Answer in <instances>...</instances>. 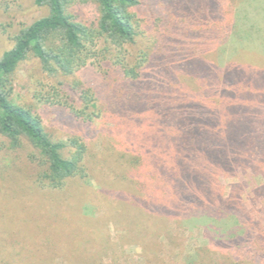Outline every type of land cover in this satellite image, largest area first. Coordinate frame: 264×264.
<instances>
[{"label":"rangeland","instance_id":"rangeland-1","mask_svg":"<svg viewBox=\"0 0 264 264\" xmlns=\"http://www.w3.org/2000/svg\"><path fill=\"white\" fill-rule=\"evenodd\" d=\"M132 11L134 42L94 40L73 74L49 77L32 56L14 71L16 103L53 139L85 146L86 177L52 187L38 149L0 134V264H264V0H140ZM68 12L90 27L99 15L92 2ZM46 13L0 0V55ZM143 53L128 81L118 66ZM83 90L96 98L90 120ZM215 127L223 146L244 135L255 155L214 152Z\"/></svg>","mask_w":264,"mask_h":264},{"label":"trees","instance_id":"trees-1","mask_svg":"<svg viewBox=\"0 0 264 264\" xmlns=\"http://www.w3.org/2000/svg\"><path fill=\"white\" fill-rule=\"evenodd\" d=\"M33 1L37 7H45L47 13L19 28L12 35V46L0 55V134L8 137L12 142L18 141L21 137L27 138L38 149L45 161L46 170L42 175L43 178L49 185L58 188L67 178L86 177L82 164L85 146L75 138L65 141L53 139L45 131L38 115L31 108L20 105L13 99L12 75L20 63L32 56L38 60L40 69L47 76H69L84 63L94 40L103 39L117 47L134 42L138 32L132 9L140 4V0ZM88 2L95 3L99 12L94 27L76 20L68 12V8L73 4ZM190 19L192 18L188 17L186 21L190 22ZM151 55L143 53L132 67L119 65L118 68L128 81L135 82L140 75V70L152 57ZM75 84L79 83L75 81ZM90 90H83L79 95L83 104L79 113L82 116L85 115V120L98 115L95 111L85 112L90 107L97 108L96 98ZM218 130L219 128L216 127L214 131L211 130V144L214 146L212 149L214 152L219 151L221 154L229 147L227 154L229 161L255 155L254 149L252 150L248 141L244 140V135H241L243 139L239 140L241 143L232 137L226 139L228 144L226 147L223 146L224 143L219 140L221 139L219 137L223 135L215 132ZM221 140L225 141V138ZM197 144L194 145L197 146ZM70 146H73L74 150H69V155L66 156L64 151ZM260 187L264 188V183ZM200 261V263L203 262L202 258Z\"/></svg>","mask_w":264,"mask_h":264}]
</instances>
